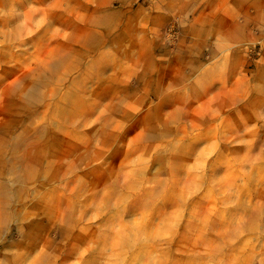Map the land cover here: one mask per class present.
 Returning a JSON list of instances; mask_svg holds the SVG:
<instances>
[{"label":"rangeland","instance_id":"obj_1","mask_svg":"<svg viewBox=\"0 0 264 264\" xmlns=\"http://www.w3.org/2000/svg\"><path fill=\"white\" fill-rule=\"evenodd\" d=\"M0 264H264V0H0Z\"/></svg>","mask_w":264,"mask_h":264}]
</instances>
